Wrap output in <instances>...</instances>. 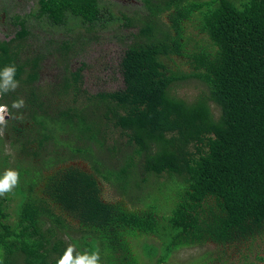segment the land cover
<instances>
[{"label": "trees", "instance_id": "obj_1", "mask_svg": "<svg viewBox=\"0 0 264 264\" xmlns=\"http://www.w3.org/2000/svg\"><path fill=\"white\" fill-rule=\"evenodd\" d=\"M139 1L129 13L102 0H36L12 16L0 67L14 64L19 84L2 95L0 173L11 167L6 141L20 178L0 196V264H56L69 246L74 257L98 253L99 264H141L140 237L161 244L154 264L193 245L209 246L205 264H233L264 243V0ZM30 15L69 35L54 43L62 73L45 86L48 50L30 53ZM111 24L129 30L122 85L92 92L70 61L76 41ZM188 80L202 85L191 99L176 89ZM130 169L176 188L147 192L142 207L106 197V182L128 189ZM257 258L264 264V249Z\"/></svg>", "mask_w": 264, "mask_h": 264}, {"label": "rangeland", "instance_id": "obj_2", "mask_svg": "<svg viewBox=\"0 0 264 264\" xmlns=\"http://www.w3.org/2000/svg\"><path fill=\"white\" fill-rule=\"evenodd\" d=\"M108 4L109 8L118 11L120 9L126 12H132L136 8L140 7L141 2L139 0H102ZM36 0H0V15H4V18L0 19V40L8 38V36H13L12 32L15 29L13 24L12 16L14 14H28L31 10L36 9ZM28 24H30V34L28 41L31 42L29 46L30 53H44V47L48 50V54L44 56L41 62L40 79L41 83H49L52 80H57L62 73V68L60 61H58V54L54 47V43L58 44L61 40L69 38V35L61 29H57L52 26L43 27L41 21L36 19L34 16H29ZM27 24V25H28ZM129 30H122L117 28V24H111L104 29L99 28L94 30V36L91 39H84V43H79L76 41L75 48L76 52L71 59L70 68L77 69L82 66L81 73H83V78L86 79L85 86L92 92H97L99 90H112L122 85V78L118 71V61L120 59L121 51L125 45L129 42L128 34ZM87 35V34H86ZM85 35V36H86ZM49 45V47H47ZM73 54V53H72ZM202 87L201 83L196 80H188L180 83L177 89L178 93L191 99L194 94L200 90ZM1 126V125H0ZM2 132H0V136ZM1 147H3V152L9 153L11 155L9 163L11 167L14 168L16 164V153L15 150L8 148L6 141H2ZM52 147V146H51ZM52 151L47 150L45 157L52 154ZM119 157L121 158L120 154ZM107 164L110 162L106 160ZM114 166L117 165V161H114ZM113 165V163L111 162ZM3 168V166L0 164ZM131 177L127 179L128 188L125 192L117 191L108 182L105 183V195L110 199H128L138 202L137 207L144 206V202L151 203V198L146 197V193L149 192L151 195H158V198H168L171 191L176 188L175 184H170L172 179L166 176L154 177L148 176L145 181H141L143 174L140 175V171L136 174L131 169L129 174ZM159 182H165L162 185ZM170 182V183H168ZM140 194V195H139ZM166 209V208H163ZM160 213L165 210H159ZM79 236L80 234H76ZM68 240V238H66ZM137 241L133 240L134 251L138 252V257L141 264H154L155 261L162 255V247L158 240L150 237H140ZM136 241V245H135ZM145 243L154 244L157 247L156 254L154 256H148L145 252ZM88 247V246H87ZM86 251L89 249L83 246ZM209 246L208 245H193L184 246L173 249L170 255L167 256L164 262L161 264H205L209 258ZM264 243L258 248L253 250H247L244 254H236L234 257L230 258L233 264H255L259 260L257 255L259 252H263ZM256 250H260L257 252ZM262 250V251H261Z\"/></svg>", "mask_w": 264, "mask_h": 264}, {"label": "clouds", "instance_id": "obj_3", "mask_svg": "<svg viewBox=\"0 0 264 264\" xmlns=\"http://www.w3.org/2000/svg\"><path fill=\"white\" fill-rule=\"evenodd\" d=\"M16 67L14 64L0 67V124L6 123L5 118L8 113L6 104L2 101V95L9 91H14L19 84L15 79ZM24 106L23 99H19L12 104L13 108H21ZM20 173L14 169H6L0 173V196L9 193L18 184ZM74 248L69 246L63 254L57 259L56 264H99V254L93 252L77 253L73 256Z\"/></svg>", "mask_w": 264, "mask_h": 264}, {"label": "flooded vegetation", "instance_id": "obj_4", "mask_svg": "<svg viewBox=\"0 0 264 264\" xmlns=\"http://www.w3.org/2000/svg\"><path fill=\"white\" fill-rule=\"evenodd\" d=\"M4 39H7V38H4ZM1 40H2V39H1ZM7 116H8V114L6 115V118H7ZM6 144H7V145H9V143H8V142H6ZM8 148H9V147H8Z\"/></svg>", "mask_w": 264, "mask_h": 264}]
</instances>
